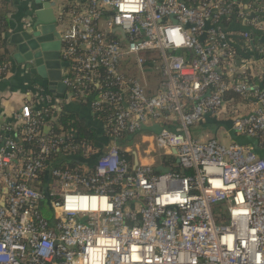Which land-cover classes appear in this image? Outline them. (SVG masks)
I'll return each instance as SVG.
<instances>
[{
    "label": "built area",
    "instance_id": "obj_1",
    "mask_svg": "<svg viewBox=\"0 0 264 264\" xmlns=\"http://www.w3.org/2000/svg\"><path fill=\"white\" fill-rule=\"evenodd\" d=\"M40 1L60 6L66 92L74 100L90 87V109L112 113L98 121L107 143L86 146L79 158L87 163L61 171L50 154L71 158L85 144L73 131L36 129L35 116L58 111V100L44 95L38 110L21 106L15 140L0 138V264H264V157L249 145L190 135L207 120L230 121L234 133L264 140V0ZM33 20L34 12L23 28ZM238 24L244 30L234 31ZM8 70L0 61V78ZM149 73L157 76L153 91ZM166 116L171 126L132 141ZM21 135L37 138L39 151L15 165ZM164 155L190 174L170 171ZM45 169L53 224L38 212L44 195L29 184Z\"/></svg>",
    "mask_w": 264,
    "mask_h": 264
},
{
    "label": "trees",
    "instance_id": "obj_2",
    "mask_svg": "<svg viewBox=\"0 0 264 264\" xmlns=\"http://www.w3.org/2000/svg\"><path fill=\"white\" fill-rule=\"evenodd\" d=\"M9 2L5 0H0V46L5 49V54L0 55V61H3L5 63L7 62V55H11L7 50L8 40L3 37V34L7 32L10 24H9V10H8ZM256 36V33L253 34V36ZM258 42V41H257ZM258 45V44H257ZM259 47L264 48V44L259 42ZM260 48H255V56L256 53H259ZM7 54V55H6ZM83 91H82V90ZM80 94L75 96L74 102L77 104H80L81 106L86 107V109H89V95L91 94V88L86 87L80 88ZM58 100V99H57ZM53 102V99H51ZM59 110L54 111L53 113L48 112L46 117L43 118L41 115L35 116L36 124L35 127L39 131L41 135H47L49 132L53 135H59L63 132L66 133L68 130L73 131L74 136V142L77 144H85L81 149H77V151L74 154L73 157H67V159L63 160V150L59 152H53L49 156V161L52 162L53 166L55 168L60 169L61 171L67 170V171H77L80 166H82L84 163H87L79 158L80 153L84 151L86 146H94L95 144V138L96 134L98 133V128L95 126L88 125L86 123V120L81 114L74 110V109H67L66 105L63 101H59ZM112 113V109L106 108L102 111H96L95 113L91 110L90 116L95 120L99 121L103 124L106 123V118L109 116V114ZM35 115V114H34ZM100 124V123H99ZM205 124L208 125H216L219 124L218 122L213 120H207ZM24 136H19V139L21 138V141L16 140V143L14 144L12 148V155L15 162V165L19 161L25 162V160L30 155H36L39 151V141L37 138H31V139H22ZM231 138L233 142L240 144V145H249L253 148V150L259 154L261 157H264V140L262 139H251L248 137H245L243 135H238L234 133V135H231ZM8 139H14V136L11 134ZM1 141H3L1 139ZM121 156L125 158L126 160H131L132 155L122 151ZM162 164L168 168L170 171H182L185 174H190L189 170L181 169L180 165L178 164L176 158L171 156L164 155L161 160ZM155 173H159L160 170L157 168H154ZM52 178V176L49 174L48 170H38L37 177L33 179L29 184L32 185L35 189H37L44 197L40 201L38 212L40 216L46 220L49 224L54 223V213L52 208L50 207V200L51 197L49 196L50 190L48 189L49 186V180ZM48 189V191H47Z\"/></svg>",
    "mask_w": 264,
    "mask_h": 264
},
{
    "label": "crops",
    "instance_id": "obj_3",
    "mask_svg": "<svg viewBox=\"0 0 264 264\" xmlns=\"http://www.w3.org/2000/svg\"><path fill=\"white\" fill-rule=\"evenodd\" d=\"M9 2L8 10H9V28L7 32L3 34V37L8 40L7 50L11 55H7V62L9 63V70L6 75L0 78V138L5 141L12 134V130L15 129L19 125L21 106L25 103H29L31 109L33 111L38 110L43 105L42 96H49L51 99L63 100L67 109H74L78 111L81 116H83L86 120V123L91 126H95L98 128V133L96 134L95 144L102 148L106 143V139L104 138V134L101 131V127L98 121H95L90 116V107L86 109V107L81 106L80 104L75 103L71 94L69 95L67 92L61 97L56 91L50 90L48 86V82L45 79H42L39 75L33 74L30 72V67L25 65L26 63H17L13 59V46L9 43V38L15 32L21 30L23 28V20L26 17H30L33 12V8L35 5V0H5ZM40 1V0H39ZM43 2V1H42ZM28 15V16H27ZM234 26V25H232ZM245 26L242 27L234 26V31H242ZM254 34V33H253ZM264 36V32L262 34ZM257 36H260L259 33H256L255 42L257 46ZM5 54V49L0 46V55ZM261 63V62H260ZM262 66L263 63H261ZM260 66V68L262 67ZM258 73L264 72V70H260ZM146 80V79H145ZM149 86V91H153L157 84V78L154 81L147 82ZM170 119L166 116L165 119L161 121V123H156V121H149L144 129L137 135L138 137L146 138L149 137L148 140L152 138L151 134H154L153 129H156L159 125L164 127L171 126ZM216 126V125H213ZM147 130H150L147 131ZM145 134H149L147 136ZM230 135L231 132H230ZM151 137V138H150ZM231 141L232 138H231ZM132 143H128L127 145H131ZM125 144V146H127ZM148 146L145 150H149L152 148L150 141L146 143ZM67 159L66 156H63V160ZM141 162L146 164H155L157 162L154 161L152 157L143 156L141 157Z\"/></svg>",
    "mask_w": 264,
    "mask_h": 264
},
{
    "label": "water",
    "instance_id": "obj_4",
    "mask_svg": "<svg viewBox=\"0 0 264 264\" xmlns=\"http://www.w3.org/2000/svg\"><path fill=\"white\" fill-rule=\"evenodd\" d=\"M54 7L55 3L52 1L35 0L33 23L28 28H22L12 34L9 43L13 46V59L20 64L26 63L31 73L47 80L50 90L63 97L67 87L62 82V69L68 64L60 55L61 40L56 30ZM252 17L253 14H250L248 18ZM259 42L264 44V36L260 37ZM250 43L253 45V37ZM160 171L165 172L166 169L162 167ZM3 192L5 193L6 189H3Z\"/></svg>",
    "mask_w": 264,
    "mask_h": 264
},
{
    "label": "rangeland",
    "instance_id": "obj_5",
    "mask_svg": "<svg viewBox=\"0 0 264 264\" xmlns=\"http://www.w3.org/2000/svg\"><path fill=\"white\" fill-rule=\"evenodd\" d=\"M60 6L59 5H56L54 7V13H55V16L58 17L60 15ZM102 24V23H101ZM58 27L57 28V31H62V27L60 24H58ZM104 27V26H103ZM238 27H242L241 24H238ZM157 78V76L153 73H149V75H147L144 79L147 80V82L150 83V81H154L155 79ZM237 109L238 110H242V108L240 106H237ZM228 118V116L226 117H223L224 120H226ZM231 122L228 121V122H225V123H222L220 126H218L216 124V126H211V125H208V124H196L194 126H192L190 128V135L191 137L194 139V140H197V141H205L211 137H214L216 138V140L221 143V144H224V145H228L230 142H231V135L229 132H231L232 136L234 135V132L231 130ZM160 130V127H157L156 129H153V133H157L158 131ZM150 132V130H147ZM147 135V134H145ZM153 136V134H151ZM147 136H150L149 134ZM140 140V137H138L137 135L132 139L133 142H139ZM146 149V145L145 144H142L141 147H140V152L143 153V151H145ZM160 152H163L162 149H159ZM158 151V152H159ZM154 154L152 153L150 156H153ZM157 158H154V161L156 162L157 161Z\"/></svg>",
    "mask_w": 264,
    "mask_h": 264
}]
</instances>
